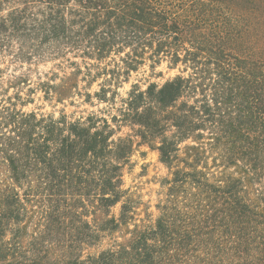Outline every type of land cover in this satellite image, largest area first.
<instances>
[{
    "label": "trees",
    "instance_id": "16d2710c",
    "mask_svg": "<svg viewBox=\"0 0 264 264\" xmlns=\"http://www.w3.org/2000/svg\"><path fill=\"white\" fill-rule=\"evenodd\" d=\"M148 63L177 73L120 97ZM137 139L169 171L154 219ZM0 264H264V0H0Z\"/></svg>",
    "mask_w": 264,
    "mask_h": 264
},
{
    "label": "rangeland",
    "instance_id": "374dc122",
    "mask_svg": "<svg viewBox=\"0 0 264 264\" xmlns=\"http://www.w3.org/2000/svg\"><path fill=\"white\" fill-rule=\"evenodd\" d=\"M49 65L42 66L41 70L46 71L49 69ZM177 73V70L168 68L166 63L151 68L150 64H146L130 73L129 79L124 82L120 88V97H126L128 91L132 88L133 84L138 83L143 89H145L149 83L155 82L163 84L166 80L173 77ZM3 81H6L4 78ZM5 87L6 84L3 83ZM98 89V85L95 84L92 91ZM14 90L10 89L9 93L13 94ZM76 102L70 104V102L58 103L55 100L46 101L42 98V93H38L34 102L29 103L24 107L27 111H38L40 113H55L57 116L61 110H64L67 114L74 117L80 115H87L90 112L98 113L99 115L111 117L112 114H116L115 109L111 110L106 103L88 104L81 99H76ZM133 134L132 130L128 127H123L119 135L126 136ZM139 139L135 142L134 154L131 158V165L124 170V188L127 189L132 195L131 197L138 201V212L141 213V217L154 219L158 215L156 205L163 197L164 187L162 181L168 177L169 171L167 167L160 160L159 153L156 149H153L148 144L138 143ZM120 205L114 209L116 213L119 212Z\"/></svg>",
    "mask_w": 264,
    "mask_h": 264
}]
</instances>
